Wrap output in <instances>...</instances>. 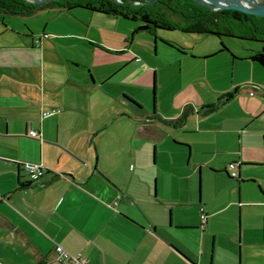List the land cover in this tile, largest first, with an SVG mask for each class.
Returning <instances> with one entry per match:
<instances>
[{
  "label": "crops",
  "instance_id": "crops-1",
  "mask_svg": "<svg viewBox=\"0 0 264 264\" xmlns=\"http://www.w3.org/2000/svg\"><path fill=\"white\" fill-rule=\"evenodd\" d=\"M31 13L0 11V264H70L56 243L87 264H264L261 46L228 43L249 74L215 85L192 61L219 48L191 46L205 35ZM23 160L48 170L30 181Z\"/></svg>",
  "mask_w": 264,
  "mask_h": 264
},
{
  "label": "trees",
  "instance_id": "trees-1",
  "mask_svg": "<svg viewBox=\"0 0 264 264\" xmlns=\"http://www.w3.org/2000/svg\"><path fill=\"white\" fill-rule=\"evenodd\" d=\"M56 4L64 5L68 9L85 8L101 14L119 15L128 21H140L155 38L159 37L160 33L179 28L199 35H232L264 42V21L235 8L213 9L196 0H156L152 3L131 0H48L41 4L28 0H0V11L31 13L40 7ZM232 19L239 20L249 28L243 32L235 31L229 24ZM218 50L230 51L233 57L241 58L230 49L223 38ZM249 58L264 66V49L252 48ZM229 95L230 93L224 97ZM216 105L217 103L208 104L206 109H212ZM188 110L186 106L175 122H182Z\"/></svg>",
  "mask_w": 264,
  "mask_h": 264
},
{
  "label": "rangeland",
  "instance_id": "rangeland-1",
  "mask_svg": "<svg viewBox=\"0 0 264 264\" xmlns=\"http://www.w3.org/2000/svg\"><path fill=\"white\" fill-rule=\"evenodd\" d=\"M43 14H36V13H31V14H27L25 16L26 19H28L32 24L35 25H39L41 26L42 24H44V18L42 17ZM177 18V17H175ZM131 23L136 22V21H130ZM230 26L237 32H243L244 30H247L249 27L245 26L242 22L240 23L239 20L237 19H232L229 22ZM251 24V23H250ZM139 25V24H138ZM181 29H175V30H171L168 33H181ZM43 32V31H41ZM133 29L130 30V34L131 36L133 35ZM143 35H149L148 32L142 30ZM205 38H201V39H196L191 46L199 49L202 46V39H206L205 41H215L218 46L220 45V40L221 38H223V41L226 44H231V46H233L234 48H238V49H242V50H248V46L254 44H257L259 46H261L262 49H264V42H260L257 40H253V39H248V38H242V37H237V36H232V35H218V34H204ZM152 43V41H151ZM150 43V45H151ZM212 43V42H211ZM209 44V43H208ZM208 44H204V46H207ZM228 44V45H229ZM213 44H210L209 46H212ZM230 46V45H229ZM153 47V46H152ZM232 47H230L231 49ZM154 50V47H153ZM233 52L234 50L231 49ZM227 56L231 57V62L240 61V58L238 57H233L232 53L230 51H226V50H218L208 56H200V57H195L192 58L193 62L198 64V68L197 70H203V68L206 65V70H207V75L208 78H202L203 80L206 81H212L213 84H217L219 81H222V78L226 79L227 82L230 81L232 78L236 79L239 77H243V76H247L248 73H246L243 70L240 69H236L235 73L232 69V65L231 63H229V60L227 58ZM189 59V58H188ZM187 69V67H186ZM190 72V70H189ZM209 82V83H210ZM209 89L210 86H209ZM235 177V176H233ZM35 264V263H32ZM60 264V263H59Z\"/></svg>",
  "mask_w": 264,
  "mask_h": 264
},
{
  "label": "built area",
  "instance_id": "built-area-1",
  "mask_svg": "<svg viewBox=\"0 0 264 264\" xmlns=\"http://www.w3.org/2000/svg\"><path fill=\"white\" fill-rule=\"evenodd\" d=\"M46 35H49V33H46ZM253 92L254 91L251 90V93ZM54 111L55 109H44L43 115H48ZM29 133L32 136H38L40 134V131L38 129L31 128L29 130ZM21 163L24 171L30 176L31 179L41 178V176H43L48 170V167L46 165L38 161L23 160ZM228 168L232 176L237 175V170L234 169L233 164ZM116 202L117 200L114 201V203ZM55 250L56 260L58 261H65L68 259L70 261V264H87V257L82 251L72 252L61 243H56Z\"/></svg>",
  "mask_w": 264,
  "mask_h": 264
},
{
  "label": "water",
  "instance_id": "water-1",
  "mask_svg": "<svg viewBox=\"0 0 264 264\" xmlns=\"http://www.w3.org/2000/svg\"><path fill=\"white\" fill-rule=\"evenodd\" d=\"M34 3H44L48 0H28ZM133 2L141 1L152 3L156 0H131ZM209 5L213 9L235 8L247 13L253 18L264 21V0H196Z\"/></svg>",
  "mask_w": 264,
  "mask_h": 264
}]
</instances>
